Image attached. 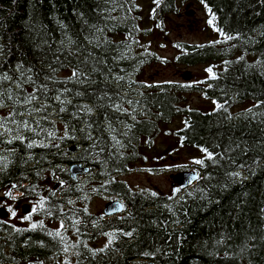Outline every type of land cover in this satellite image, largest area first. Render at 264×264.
<instances>
[{
  "label": "trees",
  "instance_id": "16d2710c",
  "mask_svg": "<svg viewBox=\"0 0 264 264\" xmlns=\"http://www.w3.org/2000/svg\"><path fill=\"white\" fill-rule=\"evenodd\" d=\"M175 1L197 2L208 20L215 17L210 27L219 43L177 44V63L219 65L201 91L221 107L207 113L181 107L184 91L176 84L148 87L136 81L141 66L161 60L133 47L139 30L135 0H0V192L14 183L17 188L46 185L49 175L69 186L101 185L127 204L125 215L110 220L116 239L107 254L81 255L77 264H264V0H159L158 13L171 10ZM29 68L34 71L28 73ZM74 70L88 79L78 83ZM5 74L11 79L4 80ZM27 75L37 85L47 84V101L41 92L36 101L17 104L32 92V84L24 83ZM17 79L23 92L16 88ZM65 88L70 91L61 98L70 103L60 113L55 97ZM136 89L137 95L130 93ZM245 101L259 106L232 113ZM44 103L50 107L34 111ZM76 105H87L92 113L77 112ZM10 114L28 121L32 130L21 126L15 131L17 126L6 119ZM174 118L182 120L176 132L180 144L203 154L204 164L195 166L199 180L171 196L132 191L119 177L139 156L137 145ZM3 126L13 131L6 133ZM29 141L36 145L28 148ZM74 163L92 167L94 180L73 181L66 167ZM230 172H239V178ZM102 177L106 181H97ZM47 206L53 208L54 202ZM35 231L40 230L16 233ZM8 232L0 224V264L35 257L2 253L7 238L1 234ZM46 243L55 245L51 239Z\"/></svg>",
  "mask_w": 264,
  "mask_h": 264
},
{
  "label": "rangeland",
  "instance_id": "374dc122",
  "mask_svg": "<svg viewBox=\"0 0 264 264\" xmlns=\"http://www.w3.org/2000/svg\"><path fill=\"white\" fill-rule=\"evenodd\" d=\"M158 2L135 0L138 8L139 30L133 47L141 54L155 55L161 60L141 66L136 72V81L148 87L176 84L184 91L181 94V107L203 113L213 111L216 105L213 104L212 99L204 96L201 88L206 86V80L211 79L206 69L211 67L214 72L219 70V65L213 62L190 67L176 62L179 55L178 43L203 46L220 40L208 23V14L199 3L193 1H175L171 10L160 14L157 10ZM189 11L194 12L192 16L186 15ZM185 72H190L191 81L182 79ZM253 105L251 101L240 102L233 108L232 113L246 112ZM181 128V118L159 124V129L153 138L141 140L137 145L139 156L130 166V171L121 175L119 180L132 191L142 194L156 192L171 196L176 193L174 189L177 188L171 186L169 176L186 169L196 168L197 164H194L193 160L203 158V154L198 149L180 144L176 132ZM48 176H46L48 185L61 184V181L65 183L61 177ZM100 205V200L90 202L93 211H96ZM22 216L24 215L20 214L18 219L15 217L9 221L6 220L5 223H13L16 227H29L31 220H23ZM60 225L61 223L57 222L47 226L62 230ZM110 237L112 244L116 239L115 233L109 234L104 241L105 244ZM102 243L99 245L101 246ZM136 263L144 264L145 262Z\"/></svg>",
  "mask_w": 264,
  "mask_h": 264
},
{
  "label": "flooded vegetation",
  "instance_id": "af4514ba",
  "mask_svg": "<svg viewBox=\"0 0 264 264\" xmlns=\"http://www.w3.org/2000/svg\"><path fill=\"white\" fill-rule=\"evenodd\" d=\"M209 80H206V82ZM206 87L201 88V90L206 91ZM139 92L140 90L138 89L130 90V93L134 95H137ZM88 169L86 174L77 175L73 181L80 182L86 178L94 180V169L92 167ZM191 170L193 169H186L184 171ZM97 181L104 182L106 179L102 177L97 179ZM82 186L80 184L69 186L65 183L63 185L56 183L37 187L22 185L19 188L9 190L13 196H17L15 201L9 197H5V191L0 192V205L13 207L17 212V219L20 217V214H28L33 204H37L38 207V201L41 198L45 202L44 208L51 212V215H48L46 211H37L32 215L31 223L37 224L35 229L30 228V226L16 227L13 223H5L6 220L13 219L10 213L6 212L7 216L5 218L0 216V224H4L10 231L1 234L2 237L7 238L6 241L2 242L1 246L3 248L1 252L7 255L35 256L31 259L12 264H41L46 262L49 264H64L65 259H67L68 264H77L81 255H90L93 257L94 255L107 254L111 244L103 252H100L99 249L104 248V241L111 232L116 234L115 231L110 229V220L125 215L127 211L126 201L120 195H110L101 185L92 183L87 187ZM171 186L176 188L173 185ZM35 190H37V193H35ZM19 193H24V195L21 196ZM49 200L54 202L53 208L47 206ZM92 200L101 201V205L96 211H93L90 207ZM111 201H116L121 204V213L114 216H109L104 213L106 204ZM57 222L63 223L64 225L63 229L59 230L60 236L56 235L57 230L47 226L48 224ZM32 230L40 231H35L33 234L28 232L29 234L22 235L16 233L17 231L25 232ZM105 233L108 235H105ZM61 237H63V240H61ZM46 239H51L55 245H47ZM100 243H102L101 246L99 245ZM65 248H67V251H65ZM39 256L46 257L42 258Z\"/></svg>",
  "mask_w": 264,
  "mask_h": 264
},
{
  "label": "snow or ice",
  "instance_id": "6c2138e0",
  "mask_svg": "<svg viewBox=\"0 0 264 264\" xmlns=\"http://www.w3.org/2000/svg\"><path fill=\"white\" fill-rule=\"evenodd\" d=\"M155 2H158V0H154V3H155ZM202 3H203V0H202ZM206 7H207V6H206ZM113 10H115V9H113ZM113 19H114V18H113ZM214 19H215V17H212L211 19L208 20V23H209L210 25L213 24ZM93 27H94V26H93ZM215 30L218 31V32L220 33V35H221L222 37H224L226 40L233 39L232 36H227V35H225V33L222 32V31H220L219 29H215ZM98 31H99V30H98ZM85 39H86V40H89V42H91V40L89 39V37L86 36ZM61 43H63V41H62ZM72 43H73V41H71V40L69 39V40H68V44H72ZM214 43H219V41H216V42H214ZM65 46H67V45H65ZM238 59H242V57H240V58H238ZM225 63H228V61H225ZM22 67H23L22 65H21V66H18V71H19L20 69H22ZM27 71H28V73H32L34 70H33L32 68H29ZM51 71H52V72H55V69H51ZM93 71H95V69H93ZM206 71L209 73V75H210L211 78H213V79L215 78V74L212 72V68H211V67H209L208 69H206ZM20 75H21V76H24V72H23V71H20ZM72 76L76 78V80H77L78 83H82L83 81H86V80L88 79V77L85 76L83 72L78 71V70H74V71L72 72ZM81 77H83V80H81ZM3 79H4V80H9V79H11V77H10L8 74H5L4 77H3ZM117 79H123V77H117ZM45 80H46V81L51 80V77H50L49 75L45 74ZM24 83H31V84H32V92L29 93L28 95L24 96L23 99H22V101L18 99V100L16 101L17 104L23 103V104L26 105V104H29V103H31V102H33V101H36V100L38 99V97H39V95H40L41 92L44 93V97H43V98L47 101V99L49 98L48 95H47L48 92H49V89H48L47 84L37 85V82H36V80L34 79V77H33L32 75H27V76L25 77ZM53 83H55V81H53ZM16 88H17L20 92H23V86H22V84L19 82L18 79H17V82H16ZM69 91H70V89L65 88V89H63V92H62L61 94H58V95H56V97H55V100H56L57 102H59L60 105H62V106L59 108V112H60V113H63V112H65V110H66L65 107H64L63 105H67V104L70 103V101H67V100L62 99L61 96H62L63 93H67V92H69ZM75 95H76V96H81L82 93L79 92V91H77V92L75 93ZM104 95L106 96L107 93H104ZM3 96H4V93L0 92V98H2ZM7 99H8V100H12V95L9 94L8 97H7ZM0 103H3V99H0ZM213 104L216 105L217 108H220V107H221V105H220L219 103H217L215 100L213 101ZM258 106H259V105H254V107H258ZM49 107H50V105H49L48 103H44V104H42L39 108L34 109V111L39 112V113H43V112H44L47 108H49ZM74 107L76 108L77 112L83 110V111L85 112V115H90V114L92 113V109L89 108V107H87V105H76V106H74ZM113 107H114V110H116V111H120L119 105H114ZM248 111H251V109H249ZM31 114H32V113L30 112L29 115H31ZM17 115H22V113H18ZM42 118H43V119H46V117H42ZM73 118H74V119H78L79 116H75V115H74ZM6 119H8L9 122H10L11 124H15V125L17 126L16 129H15V131H17V132H19V129H20L21 126H23V127H24L25 129H27V130H32L31 125L29 124L28 121H26V120H25V121H18V120L16 119V117H15L14 115H12V114H10L9 117H7ZM133 119H135V117H133ZM49 123H51V122L49 121ZM37 126H39V122H37ZM87 126H88V127H91L90 124L87 125ZM3 127H4V130H5L6 133H11V132L13 131V129L8 128L7 126H3ZM81 131H83V129H81ZM36 135H39V133L37 132ZM48 135H49V136H54V132H51V131H50V132L48 133ZM16 138L19 139L21 143H23V142L25 141V137H24L23 135H17ZM89 139H91L90 136H89ZM113 139H114V138H113ZM9 142H10V141H9ZM117 143H119V142L117 141ZM35 145H36V141H29L28 144H27V147H28V148H32V147H34ZM41 146H42V147H45V148L48 147L47 144H42ZM53 146L58 147V145H53ZM201 151L204 152V153L206 154V156H207L208 159L211 160V159L213 158V155H214V154H213L212 152H209L206 148H201ZM193 163H194V164H197V165H203V164H204V161H203V160H200V159H195V160H193ZM228 175L233 176V177H236V178H239V176H240L239 172H230V173H228ZM196 178H198V177L195 176V175L192 177V179H196ZM60 183H61V185H63V181H61ZM189 183H191V180L189 181ZM11 188H13V189L17 188V184H15V183L12 184V185H11ZM178 191H179V188L174 189V192H178ZM19 195L22 196V195H24V193H19ZM151 195H152V196H156L157 193H156V192H152ZM4 196H5V197H9V198H10L11 200H13V201H15V200L17 199V196H13V195L11 194V191H5ZM44 203H45V202H44L43 198H41L40 201H38V205H39V206L37 207V204H33V205L31 206V210L28 212V214L22 216V219H23V220H26V221H30L32 215H33L34 213H36L37 211H46L48 215H51V212H50L49 210H46V209L44 208ZM69 203H71V201H69ZM118 206H119V205H118ZM0 210H6L7 213H10V214H11V217H12V218H14V217L17 216V212H16V210H15L13 207H11V206L0 205ZM85 211H86V210H85ZM74 223H75V222H74ZM29 226H30V228L35 229V228L37 227V224H36V223H30ZM41 226H42V223H41ZM94 226H95V225H94ZM60 227H61V228L64 227L63 223H61ZM77 231H79V229H77ZM132 234H133L132 232H124V233H123V235H125V236H129V237L132 236ZM56 235H57V236H60V232H59V230L56 231ZM105 235H108V234L105 233ZM61 240H63V237H61ZM111 242H112V238L110 237L109 240H108V243H106V244L104 245V248L99 249V251H100V252H103L104 249L107 248V247L109 246V244H111ZM65 251H67V248H65ZM89 251H92V250H89ZM77 255H78V253H77ZM144 255H148V253H144ZM64 264H68L67 259H65Z\"/></svg>",
  "mask_w": 264,
  "mask_h": 264
},
{
  "label": "water",
  "instance_id": "95a60500",
  "mask_svg": "<svg viewBox=\"0 0 264 264\" xmlns=\"http://www.w3.org/2000/svg\"><path fill=\"white\" fill-rule=\"evenodd\" d=\"M193 13L194 12L189 11L186 13V15L192 16ZM182 79L185 81H189L191 79L190 72H185L182 75ZM88 170L89 169L86 166H83L81 163H74L69 167L68 173H69L70 178L74 179V178H76L77 175H82L84 173H87ZM194 175L197 176L198 178L192 179V177ZM169 178L172 181L173 185H176L177 187L184 189V188H189L192 185H194L196 183V181L199 179V175H198L197 171L179 172L177 174L170 175ZM190 180H191V183H189ZM121 212H122V206L119 202H116V201L109 202L105 206V210H104V213L106 215H109V216L116 215V214L121 213ZM0 216L5 218L7 216L6 211L0 210ZM146 264H151V263L147 262Z\"/></svg>",
  "mask_w": 264,
  "mask_h": 264
}]
</instances>
